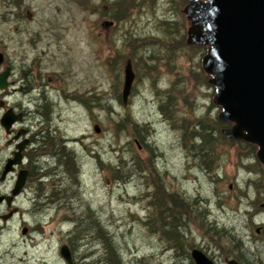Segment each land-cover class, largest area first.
<instances>
[{"label":"rangeland","instance_id":"rangeland-1","mask_svg":"<svg viewBox=\"0 0 264 264\" xmlns=\"http://www.w3.org/2000/svg\"><path fill=\"white\" fill-rule=\"evenodd\" d=\"M115 1L0 0V73L10 66L14 82L5 97L0 91V103L15 112L11 105L22 104L35 134L49 127L73 169L69 177L57 174L69 195L44 212L49 220L37 222L38 210L2 228L0 253L8 252L2 263L66 264L59 250L67 245L76 264H105L98 234L104 226L124 264H194L192 249L214 264L234 258L264 264V166L257 145L221 133L235 124L225 128L218 120L221 108L201 63L208 47L186 44L188 2L130 0L129 16L114 23ZM148 36L144 44L140 38ZM127 60L134 80L123 104ZM21 87L25 97L11 94ZM42 96L49 124L37 115L42 108L28 102ZM3 113L0 107V118ZM5 139L0 126V163L9 152ZM38 150L48 148L42 143ZM36 161L52 169L50 158ZM173 220L178 245L152 226L161 222L168 231ZM24 225L38 232L22 235ZM229 233L240 241L243 258Z\"/></svg>","mask_w":264,"mask_h":264},{"label":"water","instance_id":"water-1","mask_svg":"<svg viewBox=\"0 0 264 264\" xmlns=\"http://www.w3.org/2000/svg\"><path fill=\"white\" fill-rule=\"evenodd\" d=\"M186 1L188 4L183 13L191 23L186 43L209 46L202 59V68L212 77L209 82L217 90L213 102L222 108L218 119L235 124L221 132L228 139L257 145L256 156L264 166V0ZM2 62L3 54L0 52V65ZM123 73L121 98L125 104L134 80L130 60H127ZM8 77L9 69L6 68L0 73V90L6 88ZM20 119L19 114L15 115L9 109L1 117L0 126L8 131ZM94 130L99 132L97 126ZM20 162V155L15 152L14 158L7 162L3 175ZM25 173L20 172L13 195L23 185ZM22 233H25L24 229ZM59 251L66 264H73L67 245H62ZM190 257L194 264H214L197 249L191 250ZM226 264L239 263L235 259H227Z\"/></svg>","mask_w":264,"mask_h":264},{"label":"flooded vegetation","instance_id":"flooded-vegetation-1","mask_svg":"<svg viewBox=\"0 0 264 264\" xmlns=\"http://www.w3.org/2000/svg\"><path fill=\"white\" fill-rule=\"evenodd\" d=\"M6 68L9 69V73L11 74L12 68L10 66H5L4 70ZM12 83L14 82H9L8 79L6 80L7 86L3 91H1L2 97H5L7 95V93L9 92V85ZM15 92H21L24 97L27 93L26 89H23L22 87L19 89L12 88L11 94H14ZM28 102H30V106L34 107L35 109L42 108V112L36 111L37 115L43 118L44 123L49 124L50 112L47 109V105H49V103L47 102L46 97L42 96V98H39L38 103H34V100H29ZM1 105L3 107L4 113L7 110L11 109L4 101H1ZM11 107L14 109H19V111L13 112L15 115L19 114L21 119L14 122L10 126L8 131L2 128L6 135V139L4 142L5 150L7 152L9 149V152L6 153L0 163V198H2V200L0 201V235L4 232L2 228H6V224L9 222V220L13 219L16 215L27 213L30 216H35L36 212H38L39 210L41 212L40 216H35L34 219L40 223V219L45 218L44 212L50 211L56 201L62 200L63 202H65L69 195L67 186H61L63 178L59 179L57 175L61 173L69 177L70 174L69 170H67V168L63 165V161L61 160V156L64 153H67L66 146L62 142H58L48 135L46 129H48L49 127H44L43 125H41L39 128H37L35 134L31 126L32 122L27 119V115L29 113H26L25 110H22V104L15 103L12 104ZM42 143L47 146L48 150L44 152H40L38 150ZM20 145H22L21 149H19ZM15 152H18L20 155V164L13 165L12 170L3 175V171L7 162L14 158ZM29 153L30 159L29 163L26 165V158ZM38 157H41L43 159L50 158L52 160V169L46 170L40 168L37 165L38 162L36 161ZM45 162L48 161L46 160ZM21 171H26L25 181L23 185L18 189V192H16V195H13L12 192L15 188V184ZM75 178L76 180L72 181V184L73 186H78L79 176L77 172L75 174ZM11 179V185L9 186V188H7V183ZM47 180L51 181L48 186L43 183ZM30 181L32 182L29 184ZM8 198H10L9 201H7ZM22 199H27L29 203L27 205L28 209H23V207L19 205ZM46 219L49 220L48 217H46L44 220ZM23 229L25 230L24 234L22 233ZM32 232H38V230L31 231L28 225L22 226V235L32 238ZM70 253L72 263L76 264L71 251ZM7 254L8 252L5 253V255L0 253V264H3L2 260L5 259V256ZM23 260L24 262H19L26 264L27 260L25 258ZM39 264H49V262L48 260L41 259Z\"/></svg>","mask_w":264,"mask_h":264},{"label":"trees","instance_id":"trees-1","mask_svg":"<svg viewBox=\"0 0 264 264\" xmlns=\"http://www.w3.org/2000/svg\"><path fill=\"white\" fill-rule=\"evenodd\" d=\"M129 1L130 0H120V1H115L114 5H117L118 8H116L115 10H113V13L109 16L110 19L114 22L117 23L118 20H121L122 18H127L129 16ZM151 37V36H150ZM150 37L148 36V38H140L142 39L143 43L145 44L146 41H150ZM141 43V42H139ZM187 44V43H186ZM219 120V119H218ZM220 124V123H219ZM221 125V124H220ZM225 128L229 127L230 125L227 124H222ZM222 131V130H221ZM222 133V132H221ZM206 137L204 138V141H209L208 139V133L204 134ZM228 139V138H227ZM257 148V146H255ZM61 160L63 161V165L67 168V170H69L70 175H72V162H71V156L69 153H64L61 156ZM258 161V160H257ZM259 162V161H258ZM94 223H96L98 225V220L94 219L93 221ZM156 223V222H154ZM100 228L101 226L98 225ZM153 228H157V232L160 231L161 235L163 237H165L166 235L168 236L169 240L171 242H173L175 245H178L180 242V238L178 237V232L176 230V224L174 222V220L170 223V229L167 231V225L165 224L164 226H162L161 222H158L156 224H152ZM223 230V229H222ZM222 230H216V235L218 237H221V233ZM99 234V238L101 240V242L103 243V245L105 246V252L104 254L106 255L105 258V264H124L120 255V252L118 251V249L115 247L114 242L110 236V234L108 233L107 229L103 226L102 229L99 230L98 232ZM229 237L231 238L232 242L236 248L241 252L240 256H242L243 258V254L244 251H242L241 248V244L240 241L235 239L234 236H232L231 233H229ZM235 259V258H234ZM239 264H244V262H242L240 259H235ZM102 260H100L98 262V264L101 262ZM248 264H252L250 261L247 260Z\"/></svg>","mask_w":264,"mask_h":264},{"label":"bare ground","instance_id":"bare-ground-1","mask_svg":"<svg viewBox=\"0 0 264 264\" xmlns=\"http://www.w3.org/2000/svg\"><path fill=\"white\" fill-rule=\"evenodd\" d=\"M163 120V119H162ZM164 121V120H163ZM176 130H177V128H176ZM168 132H170V130H168ZM135 199V198H134ZM134 199H133V202H134ZM13 246H15V245H13V244H10V247H13ZM19 261H24L23 259H19Z\"/></svg>","mask_w":264,"mask_h":264}]
</instances>
